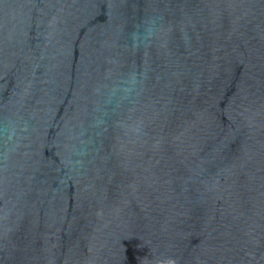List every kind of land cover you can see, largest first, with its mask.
<instances>
[{
    "label": "water",
    "instance_id": "water-1",
    "mask_svg": "<svg viewBox=\"0 0 264 264\" xmlns=\"http://www.w3.org/2000/svg\"><path fill=\"white\" fill-rule=\"evenodd\" d=\"M0 264H264V0H0Z\"/></svg>",
    "mask_w": 264,
    "mask_h": 264
}]
</instances>
